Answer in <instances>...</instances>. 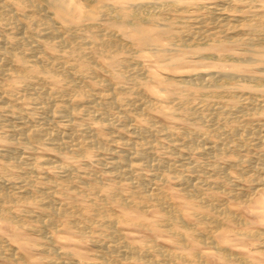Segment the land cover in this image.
I'll list each match as a JSON object with an SVG mask.
<instances>
[{
    "label": "bare ground",
    "instance_id": "bare-ground-1",
    "mask_svg": "<svg viewBox=\"0 0 264 264\" xmlns=\"http://www.w3.org/2000/svg\"><path fill=\"white\" fill-rule=\"evenodd\" d=\"M167 1L0 0V129L5 128L0 132V217L14 223L15 232L21 223L25 225L26 219L35 222L24 228L39 232L52 244L63 240L60 233L73 230L96 248L90 260L72 257L76 252L58 251L51 246L41 248L47 264H177L178 260L188 261L176 249L177 245L190 241L212 245L222 257L215 237L208 234L214 229L209 224L218 223L216 214L235 222L241 219L238 216L237 220L232 215L236 212L231 213L214 194L205 195L198 179L194 182L191 174L202 173L203 180L207 175L228 178L227 170L239 166L243 160L224 164L216 159L212 163L200 162L197 158L186 160L180 151H174L173 155L179 157L175 161L154 157L155 143L164 144L160 138L171 142L174 149L195 150L205 158H215L226 149L241 151L246 146L261 149L254 160H247L251 161L248 165L251 170L239 169L237 180L247 178L255 184L254 189L264 186L262 168L251 166L253 162L264 166V119L224 128L211 124L200 113L201 109H207L213 114L211 121L222 115L236 121L242 118L240 113L254 108L264 115V103H255L246 95V99L232 96L228 108L208 103L200 108V101L197 106L193 99L208 91L216 93L212 90L214 81L225 75L205 70L189 75H162L155 70L184 62L183 51L173 43L177 38L189 40L199 36L200 40L213 38L219 42L218 33L232 35L236 29L245 28L248 36L234 37V42L252 46L264 34V13L248 10L250 0H214L204 5L196 0H172L184 8L198 6L203 10L201 15L189 17L193 26L197 25L195 31L180 35L170 21L163 22L151 14L153 7L162 10ZM224 10L227 16H223ZM89 24L97 25L99 31L84 32ZM116 32L136 45L143 56L154 57V65L135 68L116 54L127 49V45L125 48L119 44ZM221 41L215 47L225 48ZM83 46L88 48L87 52L79 51ZM99 49L110 52L108 66L113 70L110 78H100L94 84L98 71L92 63ZM249 53L242 58L248 70L264 72L261 65L264 48L251 49ZM246 76L245 82H264V77ZM140 83L142 87L138 88ZM123 92L134 96L125 97ZM178 109L196 123L180 128L171 126ZM102 154L111 157L104 160ZM80 156L87 164L79 163ZM98 162L102 167L99 170L94 168ZM181 168L189 173L176 177L185 192L182 201L176 203L159 181L165 171ZM235 196L245 197L242 192ZM257 200L264 206L262 195ZM120 207H135L141 213L131 217ZM150 208L158 214L151 221L144 214ZM129 224L150 230H156L159 225L174 243L169 247L153 240L136 243L124 233ZM247 233L264 239V233L247 231L244 235ZM190 254L201 261L204 258L200 252ZM0 257L16 262L24 259L3 238H0Z\"/></svg>",
    "mask_w": 264,
    "mask_h": 264
},
{
    "label": "rangeland",
    "instance_id": "rangeland-1",
    "mask_svg": "<svg viewBox=\"0 0 264 264\" xmlns=\"http://www.w3.org/2000/svg\"><path fill=\"white\" fill-rule=\"evenodd\" d=\"M171 1L172 0H168L166 2L168 4H166L162 10H161V8L153 7L151 14L155 17L157 16L156 19L161 20L163 22H169L170 21L169 23H171L173 25V27L175 28V31L180 35L181 34L187 35L188 31H195L197 25L195 26V24H194V26H193L194 22L191 21L189 19V17L193 16V15H201L203 10L201 9L202 10L201 11L199 8H197L198 6H196V7L188 6V8L187 7L184 8V7H181L180 2H173V1L171 2ZM196 1H199V3L201 5H204L205 3L212 2L214 0H196ZM250 2H251V4H249L250 8L248 7V10H250L252 12L257 11L256 13H264V0H250ZM197 9H199V10H197ZM246 9H247V7H246ZM189 11H191V12H189ZM228 13L233 14L234 12L228 11ZM223 16H227L226 10L223 11ZM143 17L145 19L148 18V16H145V15H143ZM170 17L173 19H171ZM178 17H180L181 19ZM185 17L188 19H186ZM162 18H163V20H162ZM169 19H171V20H169ZM166 20H168V21H166ZM186 22H188V23L186 24ZM96 26L97 25H95V24L93 26L89 24L87 26L88 29L85 28L84 32L99 31V27H96ZM235 32L232 33V35L231 34L226 35L225 33H221V34L218 33L217 34L218 35L217 39H220V41L222 40L221 42H223L225 44V46H226L225 48L215 47L216 43L219 44L220 41L217 42L216 39L212 40L213 38H211V39L210 38H208V39L202 38V40H200L201 37L199 38V36H195V37L193 36L189 40L187 38H186L187 40H185V38H184V40L177 38V39L173 40V43L176 45L175 46L176 48H179L180 50L183 51L182 55L184 56V60H183L184 62L181 65H176L174 67H158V69L155 68V70L158 71V73H161L162 75H166V74L189 75V74H195V73H198V72L204 71V70L206 72L219 71L220 73L225 75L224 76L225 79L222 76V77H220V79L218 78L217 80L214 81V83L216 82L215 84L217 86L215 85V87H213L212 90H216V93L211 94V91H208V92H206V94H204V95L202 94L201 96H197L193 99V101H195V104H197V103L199 104V101H200L199 106L197 104V106L200 108L202 107L203 104H207V103L212 104V106H214V107H223V105H224L225 108H228L229 104L231 103L232 98L234 96H236V97L238 96L241 99H243V98L246 99V97L251 98V99H254L255 103H262L263 104L264 103V87H263L264 82H262V81L261 82H259V81H252V82L246 81L245 82L244 80L247 78L246 75H248V74H253L257 77H264V72H260L257 70H254V71L248 70L247 64H245V62H244L245 60H243V59H245L247 56L250 55L249 50L264 48V34L259 36L258 40L251 46V45H244V44L240 45V44H237L234 42V37L237 38V37H242V36L243 37L248 36V32L245 30V28L236 29ZM116 33H115V35L118 34L116 38H117L118 42H120L119 44H121L123 46L127 45L126 50H123L121 52L120 51L116 52V54H118L120 57L124 58L125 61L129 60L128 64H131L132 67L136 66L135 68H146V67H152L154 65V62H153L155 60L154 57H152L149 54H147L146 56H143L141 53L138 52L136 45H133L131 43V41L128 40V38H126V37L124 38L119 33H117V34ZM231 37H233V38H231ZM120 39H122V40H120ZM191 40H193V42ZM189 45H193V46H189ZM129 46L131 48H128ZM125 48H126V46H125ZM80 50L82 51V53H84V52L88 51V48L83 46L79 49V51ZM109 56H110V52L100 51V49H99V54L96 56V58H93L94 61L92 59V61H93L92 66L94 69H96L98 71V74H96L97 76H95V78H94V81H95V82H93L94 84H96L97 82H99L103 78L108 79L111 77L110 71L113 70V68L108 66ZM95 59H97V61ZM217 59H219V60H217ZM240 59H242L243 62H241ZM106 60H107V62H106ZM130 60H131V62H130ZM227 60H228V62H227ZM100 64H102V65H100ZM261 65H264V64H261ZM97 66L102 67V68L98 69L99 67H97ZM103 69H106V70H103ZM117 69H121V71L123 73H125V69L121 68L120 66H118ZM107 72H109V73H107ZM228 73H229V75H228ZM230 73H231V75H230ZM100 74H102V75H100ZM237 75H240V76H237ZM100 76H103V77H100ZM234 76H237V77H234ZM100 78H102V79H100ZM258 80H262V79H258ZM241 82H243V83H241ZM226 83H227V85H226ZM137 87L141 88L142 84L141 83L138 84ZM225 93H226V95H225ZM239 93L240 94L242 93V94L240 95ZM122 94H123V96L128 97V98H131L134 96L133 94H131V92H123ZM220 95L223 96L225 99L223 97H221ZM245 95H246V97H245ZM214 102H216V103L214 104ZM223 103H225L226 105ZM217 104H219V105H217ZM214 107L211 108V111H214V109H213ZM201 110H202V112H200V113H202L201 115H202V117H204L205 120L207 119V121H209L211 124H213V125L215 124V126L217 125L220 127L222 126L224 128H229L231 125H234V124L235 125H243V124H246L248 122L256 123V122L264 119V115L262 114V112L258 111L255 108H254V110H249L250 113H248V116L246 113L249 111H247L245 113H240V115H242V118L240 117V119L236 120V121L235 120L231 121L229 119V117L228 116L226 117L225 115L219 116L218 120L211 121L210 120L211 115H213L212 112H209V110L207 111V109H201ZM178 113L179 114L177 115V117L170 124L171 126H175V127L180 128V126L183 127V126H186V125L191 124V123H196V121L193 122L194 119H190L191 117L183 116L181 114L180 109H178ZM243 114H245V115H243ZM223 119H225V121ZM156 121H158V120L156 119ZM212 122H215V123H212ZM157 124L162 125V123H160V122H157ZM4 129L5 128L0 129V132L3 131ZM3 136H5V135H3ZM5 138H7V137H5ZM159 140H161V143H164V144L155 143L156 147L153 148V150H152L154 157H163V158H166L168 160L175 161V160L179 159V157L177 154H176L177 156L176 155L174 156L173 154H175L176 152L179 153V151H180V153L183 154V158H186V160L197 158L200 162L206 161V162L212 163L216 159V161L219 160L222 164L229 163V162L237 163V161L243 160L239 166H236L234 168L231 167L227 170V177L228 178H226L225 176H220V175H207L206 180H203L202 179L203 177L200 176L202 173L191 174V176H192L191 178H193L194 182H197V179H198L197 183L198 184L200 183L199 185H200L201 189H203V191L205 192V195L206 194H214L218 198V200L220 201V204L227 206L228 209H230L231 213L236 212V213H233L232 215H234L236 218L239 216V218L241 220L235 222L234 220H228L222 214H216V218H217V220H219L218 223L221 226L218 223L209 224L211 226V229H213V228L214 229L212 231L210 230V232H208V234H211L212 237H215L213 239H214L215 243H217L216 246H219L218 248H220V250L223 252L222 257L220 256L221 254L218 251H216V249L214 247H211L212 245L209 246L208 244H204L201 242L194 243V241H190L189 243L183 242L184 245H183V243H180L177 245L178 248H176V249H178V251L181 254H184L185 257H187L188 261L183 262V261L178 260L177 264H189V263L190 264H202V262L204 264H208V263L209 264H264V252H263L264 251V242H263L264 239H260L258 237L254 238V236H252L253 237L252 238L250 235H248V233L246 234V236L244 235L245 232H247V231L249 233H251V231H257V232L264 233V208H263L264 206L262 203H260L257 200V197L259 195H262L264 197V186H261L262 188L260 186H257V189H258L257 190V189H254L255 184L253 182L248 181L247 178L246 179L243 178L245 181L243 179H241L242 181L237 180V177H239L237 175V173L239 174V172H238L239 169H242L244 172L251 170V168H249V166H248L251 161L248 162L247 160H250V159L254 160L257 152L261 151V149L259 150V149L253 148L251 146H249L251 148L246 146L241 151H234L233 149H231V150L226 149L225 152L222 151V153L218 156H215V158H213V157L212 158L211 157L205 158V157L199 156V153L196 152L195 150L190 151V150H187L186 148L174 149L175 146L171 142L164 140L162 138H160ZM175 142H177V144H178L179 141H175ZM162 145H163V147H161ZM245 149L247 151H245ZM32 150L40 151V149H37V150L32 149ZM174 151H176V152H174ZM169 152L170 153L172 152V153L170 154ZM156 154H157V156H156ZM162 155H164V156H162ZM186 155L187 156L189 155V156L187 157ZM100 157L104 160H107L106 157L110 158L111 155L110 154H106V155L102 154V156H100ZM77 159L81 165L87 164L84 157L80 156V157H77ZM206 159H208V160H206ZM94 165H95L94 166L95 169L99 170L100 168H102L101 165H99V162L97 164H94ZM251 166L262 168L261 169L262 171L260 170V173L262 175H264V166L261 167V165H258L257 162L256 163L253 162V164H251ZM209 169H210V167H209ZM175 172H177V173H175ZM175 172L165 171L164 173H162V175L164 177H162L159 182H160L163 190L168 195H170V198L173 201H175L177 203V202L182 201V198L185 194V192L182 191V186L180 187V185H179L178 178L181 176V173H183L182 175H185L189 172L183 170L182 168L178 169ZM209 173H211V172H209ZM252 173L253 172H251L250 174H252ZM229 175H231V176H229ZM176 177H178V178H176ZM225 178H226V180H225ZM223 181H225V182H223ZM230 181H231V183H230ZM167 182H169V183H167ZM165 183H167V184H165ZM214 183H217V184H214ZM235 183H237V184H235ZM203 185H206L207 187L203 186ZM237 185L239 186V188L237 187ZM208 186H210V187H208ZM212 186H217V189H215V187L213 188ZM252 187H253V189H252ZM235 191H236V193H239V192L244 193L245 197H243V199L241 198L242 199L241 200L240 198L235 196V194H236ZM255 193H257V194H255ZM246 195L248 197H246ZM249 195L251 198L252 197H254V198L251 199L249 197ZM243 201H245V202H243ZM13 207H14V209H19L18 206L13 205ZM120 208L125 210L126 213L131 217H135L141 213L135 207H133V208H131V207H124V208L120 207ZM120 208H117V209L120 211L121 210ZM144 214L147 217V219L150 221L154 220V218L156 216H158L155 209H151V208L148 209L146 211V213L144 212ZM235 214H237V215H235ZM240 216H242V218ZM1 218L2 217H0V222H1V224H0V238L9 240L10 243L16 248V250H18V253L24 259H23V261L19 260L16 262V261H9L6 258L0 257V264H16V263L17 264H47L45 262V259H44L46 255L44 253H42L41 250L43 248H48L49 246H51L53 249L55 247L56 250L59 249L58 251L64 250L67 252H76L78 254H75L72 257H76V258L81 257V258L86 259V260H90L91 254L95 253V251H96L95 246H93V244L91 243V241L89 239L81 237L78 233H76L73 230H67V231L60 233V236L63 238V240H60L59 242L55 241V244L54 243L52 244V243L46 241L45 239H43L40 236L39 232H37V231L34 232L33 230H30L28 228H24V227H27L26 225L35 224V222H32V221L26 219L25 225H24V223H21L22 225L20 224V228L17 227L18 229L15 232L14 231L15 224L8 221V220L1 219ZM237 220H238V218H237ZM246 221H247V223H246ZM240 223H242V224H240ZM219 227H220V229H219ZM147 228H149V229H147ZM180 229L182 231H186L184 228L180 227ZM240 230H242V231L239 232ZM235 231L241 235H238ZM124 233L127 234V236L130 237L136 243H142L143 241H148V242L157 241V243H159L161 246H164V247H169L170 245H172L174 243L172 237L167 233V231L163 227L161 228V226H159V225H158L156 230H150V227L144 228V227H137L135 225L129 224V225L125 226ZM109 244H111V243H109ZM43 245H45V247ZM51 247H49V248H51ZM187 247H189V248H187ZM222 248H224V249L222 250ZM193 252H197V253L200 252V254L203 253L204 258L202 259V261L199 260L198 258H193L190 254ZM229 254L230 255L232 254L231 257L228 256ZM38 257L43 258V259H39ZM205 258H206V260H205ZM156 259H160V257L156 256ZM41 260H43V261H41ZM240 260H241V262H239Z\"/></svg>",
    "mask_w": 264,
    "mask_h": 264
}]
</instances>
